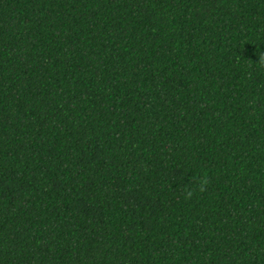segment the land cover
I'll list each match as a JSON object with an SVG mask.
<instances>
[{"label": "trees", "instance_id": "obj_1", "mask_svg": "<svg viewBox=\"0 0 264 264\" xmlns=\"http://www.w3.org/2000/svg\"><path fill=\"white\" fill-rule=\"evenodd\" d=\"M264 0H0V264H264Z\"/></svg>", "mask_w": 264, "mask_h": 264}, {"label": "clouds", "instance_id": "obj_2", "mask_svg": "<svg viewBox=\"0 0 264 264\" xmlns=\"http://www.w3.org/2000/svg\"><path fill=\"white\" fill-rule=\"evenodd\" d=\"M262 62H264V54H262Z\"/></svg>", "mask_w": 264, "mask_h": 264}]
</instances>
